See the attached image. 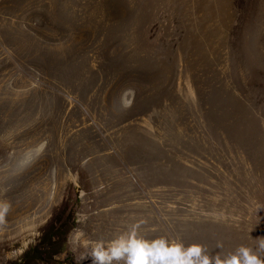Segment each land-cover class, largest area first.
<instances>
[{"label":"rangeland","instance_id":"374dc122","mask_svg":"<svg viewBox=\"0 0 264 264\" xmlns=\"http://www.w3.org/2000/svg\"><path fill=\"white\" fill-rule=\"evenodd\" d=\"M0 16V132L9 152L44 147L28 179L9 167L29 195L41 176L44 219L0 242V264H93L133 224L221 258L258 251L264 0H0Z\"/></svg>","mask_w":264,"mask_h":264},{"label":"bare ground","instance_id":"6f19581e","mask_svg":"<svg viewBox=\"0 0 264 264\" xmlns=\"http://www.w3.org/2000/svg\"><path fill=\"white\" fill-rule=\"evenodd\" d=\"M1 17L2 16H0V18ZM8 38L9 37L7 31H4L3 26H1L0 27V81L9 75L8 73L5 72L7 67L9 66ZM7 82L5 81V83ZM1 84L5 86L4 83ZM7 86L5 87L6 89ZM7 132L8 131H5L4 135L0 132V242L3 243L5 241H10L13 239L15 240L17 237L20 236V234H22L21 232L26 233L27 229L30 231L33 230L32 231L33 233L36 232L40 227L41 222H43L42 220L44 219V215H43L44 203H42V200L39 199L40 196L38 197V190L40 187V183L43 180V179L39 180V177L41 176L39 175L38 177H36L37 176L36 175L34 178H30L32 180L30 184L32 188L31 190L32 195H29L30 192H27L26 181L24 182L23 180L24 184L23 186H21V188L19 187V189H17V187L20 185V182L22 181L20 182L16 181V179L17 180L28 179V176L32 174L31 171H33V169L36 170L39 163L38 159L39 161L41 159L39 155L41 154V152H43L42 149L44 147L42 145L33 146V147L29 146L28 150H26L24 147L22 149L15 150L14 152H9V137H6L8 136L9 133ZM9 167H11L10 171L12 170L11 171L12 173L15 170L16 179L14 176L15 174L13 175L14 179L13 178L9 179L10 177L9 175L12 174L11 172L9 174ZM14 181H15V186H11ZM57 189L58 188L56 187V183H55L52 185L50 193L48 194L49 197L48 199L52 202V208H51L52 211L59 204L60 194ZM17 221L20 222L22 221L21 223H19L21 226L18 227L19 226L18 225L17 226L18 228H14L16 226Z\"/></svg>","mask_w":264,"mask_h":264},{"label":"clouds","instance_id":"9594fccd","mask_svg":"<svg viewBox=\"0 0 264 264\" xmlns=\"http://www.w3.org/2000/svg\"><path fill=\"white\" fill-rule=\"evenodd\" d=\"M138 224L130 226L127 233L113 240L107 247L97 244L91 253L93 264H264L258 252H264V239L258 251L241 246L223 258L212 256L200 244L185 246L180 242H169L164 238L146 240L138 235Z\"/></svg>","mask_w":264,"mask_h":264}]
</instances>
